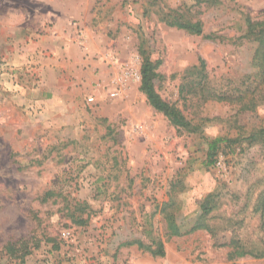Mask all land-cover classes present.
Segmentation results:
<instances>
[{"label":"rangeland","instance_id":"1","mask_svg":"<svg viewBox=\"0 0 264 264\" xmlns=\"http://www.w3.org/2000/svg\"><path fill=\"white\" fill-rule=\"evenodd\" d=\"M207 1L0 0V75L10 86L0 83V264H264V257H229L235 243L264 252V135L258 134L264 65L254 59L257 43L246 37L248 23L264 21V0ZM87 3L94 5L89 27L108 39L110 55L102 60L111 76L125 66L140 74L147 57L156 65V92L194 132L173 128L155 112L139 91L140 79L116 98L105 82L92 95L95 103L80 95L75 104L62 98L38 104V58L24 50L36 41L16 38L17 17L31 18L37 5L39 17L76 15ZM175 11L199 21L202 34L168 26L166 16ZM75 15L68 19L71 32L75 44L83 36L84 49ZM199 59L201 85L218 100H203L202 88L196 96L181 92L199 80L186 73ZM208 195L216 208L206 228L194 229ZM170 217L178 235H171ZM22 238L39 239V248L21 260L8 258L3 246Z\"/></svg>","mask_w":264,"mask_h":264},{"label":"crops","instance_id":"2","mask_svg":"<svg viewBox=\"0 0 264 264\" xmlns=\"http://www.w3.org/2000/svg\"><path fill=\"white\" fill-rule=\"evenodd\" d=\"M49 5L55 7V4H51V2H49ZM38 6L35 7V12L31 13V18L20 13L16 20V26L12 30L16 38L22 39L24 35H27L36 41L35 43L29 41L24 50L28 51L26 55H29V53L34 56L37 55L39 60L35 63L38 64L35 71L38 77H41V85L35 92L38 104H54L58 98H62V103L68 101L69 104H75L79 103L75 99L80 95L88 97L97 94L98 96L102 91L101 85L103 86L105 82L108 84L113 78L111 76L113 68L109 66L107 59L106 62L102 60L104 55H110L107 49V36L93 33L89 27L88 22L93 17L92 9L94 5L87 3L83 7L82 13L76 14L77 16L73 13L69 16L66 11H62L56 17L51 11L39 17ZM48 9H50L49 6ZM72 15L76 16L72 19L79 20V25L83 29L86 45L84 49L74 43L71 32L73 27L68 20L69 17H73ZM47 23L52 27L45 28ZM8 31L9 28H7V33ZM39 31L45 32V36L37 35ZM45 50L49 52V55H52L50 59L43 58L42 51ZM21 61L18 58L15 62L18 66H21L23 65V61ZM0 77L1 87H10L6 79L3 78L4 73ZM11 84L13 85V83ZM2 88L1 90H3ZM13 88L15 91L22 90L16 83ZM98 102L99 104L102 103L100 100ZM1 103L3 102L1 101Z\"/></svg>","mask_w":264,"mask_h":264},{"label":"trees","instance_id":"3","mask_svg":"<svg viewBox=\"0 0 264 264\" xmlns=\"http://www.w3.org/2000/svg\"><path fill=\"white\" fill-rule=\"evenodd\" d=\"M201 2V0H200ZM212 5L217 4L218 0H208ZM168 14L165 19V23L170 27H175L177 29L183 30L190 35L199 36L202 34V25L199 21L192 22L187 17H183V15H177L176 11ZM246 37L251 39V41L257 43V48L255 50L254 59L262 61L264 65V21L258 23H248V30ZM199 66H194L187 70V74H194L196 73L199 76V80L197 83L195 82H187V86L181 87V92L187 90V93L193 96L197 95V91L199 89H203V93L205 92V96H203V100H212V99H220L221 96H216L212 94L208 87H204L201 85L202 80L205 78L202 75L204 74L205 70V63L203 60L199 59ZM156 65L152 63L147 57L143 59V62L140 67V86L139 91L145 96L147 104L155 110V112L161 114L169 124L177 129V130H185L187 132H194V128L191 123L184 117L182 112L174 105L170 104L167 101L163 100L159 94L156 92L155 89V82L158 78V74L156 73ZM263 75H264V67H263ZM211 93V94H210ZM259 135H264V130H260L258 132ZM255 135H251L250 140L255 139ZM51 192H47L43 197L42 201H47L50 197ZM200 209L201 215L196 222L194 229H204L203 222L206 217H208L211 212L216 208L213 204V196L208 195L204 200L200 202ZM73 219V223L83 225L86 221L81 220V217H74L71 216ZM167 225L171 232V235H178V229L172 218H167ZM46 242H52L53 244H57L55 242V238L49 237L45 238ZM39 239H18L16 241H9L7 242L3 248L2 252L8 257L13 259H24L25 257L32 254V252L39 248ZM227 244H221L220 246H224ZM57 245H55L56 249ZM159 255H163L161 249L159 250ZM247 255H253L254 257H264V252H259L257 254H252L251 252H247L241 246L237 245L236 243L233 245L232 252L229 253V257L235 258H242Z\"/></svg>","mask_w":264,"mask_h":264},{"label":"built area","instance_id":"4","mask_svg":"<svg viewBox=\"0 0 264 264\" xmlns=\"http://www.w3.org/2000/svg\"><path fill=\"white\" fill-rule=\"evenodd\" d=\"M78 45L79 46H83L84 45L83 36L79 37ZM109 61L114 66L117 63V60H116V58L114 56H110ZM117 74L118 75L116 77H113L108 82V85H110L112 87V89H113L109 93V97L110 98H116L118 96V94L120 93V91L126 87L128 82L137 81V80L140 79V74L138 73V71L136 69L128 67V66L127 67L125 66V68L123 70L119 71V73H117ZM98 86L100 87V84ZM87 102L88 103H95V98L91 96V97L87 98ZM215 166L218 169H222L223 168L222 161L218 160L216 162Z\"/></svg>","mask_w":264,"mask_h":264}]
</instances>
